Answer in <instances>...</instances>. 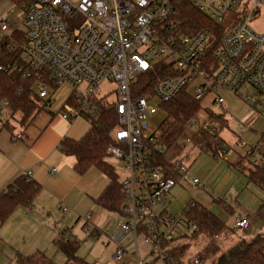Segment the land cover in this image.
<instances>
[{
    "label": "built area",
    "instance_id": "2783aa9c",
    "mask_svg": "<svg viewBox=\"0 0 264 264\" xmlns=\"http://www.w3.org/2000/svg\"><path fill=\"white\" fill-rule=\"evenodd\" d=\"M22 9L16 29L23 42L11 38L14 31L9 32L6 16L0 20V39L9 36L10 46L22 52L23 64H8L5 70L19 69L24 80L34 79L41 100L59 86L70 87V100L61 112L69 121L80 117L94 126L104 109L117 114L106 154L125 161L127 176L121 182V220L110 236L113 259L122 260L134 250L136 264H177L173 250L185 246L198 229L189 218L196 201L189 200L180 212L168 209L177 180L156 164L155 154L169 157L173 170L184 173L188 155L170 157L172 150L190 145L204 151L205 146L188 135L167 147L149 131V122L183 90L201 101L215 95L216 107L226 102L223 92L230 91L264 110V30L251 27L264 11V0H32ZM192 9L213 24L192 21ZM245 84L257 94L244 95ZM11 113L9 101H0V118ZM196 117L187 121V128L199 126ZM22 137V132L13 134L14 139ZM227 148L217 152V159ZM262 150V143L249 145L246 155L262 162ZM25 174L32 180L31 172ZM192 182L205 184L195 175ZM85 219L83 230L96 231L92 216ZM249 226L247 214L234 219L236 229ZM194 262L200 264L202 258Z\"/></svg>",
    "mask_w": 264,
    "mask_h": 264
},
{
    "label": "crops",
    "instance_id": "0c3cea01",
    "mask_svg": "<svg viewBox=\"0 0 264 264\" xmlns=\"http://www.w3.org/2000/svg\"><path fill=\"white\" fill-rule=\"evenodd\" d=\"M22 8L23 5L18 6L12 0H0V20L3 16L7 17L11 25L9 32L20 33L16 28L20 25ZM229 93L232 92H223L226 102L220 106V111H213L217 115L214 118L224 126H228L225 116L230 111L226 106V94ZM65 103L59 110H42L27 126L15 120L17 117H13L12 113L0 118L4 124L0 127V194L26 172H31L37 186L31 200L17 204L5 220H0V264H20V258L34 255H44L52 264V258L60 252L65 255L58 248L56 239L68 232L80 239L78 231H84L85 217L89 214L98 234L107 232L111 236L118 229L120 214L98 202L110 178L95 166L80 171L75 165V158L61 150L63 139H80L92 127L80 117L71 121L65 119L61 114ZM254 121L245 127L241 136L237 135L239 139L233 145H229L219 130L221 138L228 143V150L220 159L209 152L202 156L206 151L198 149L194 152L196 147L193 146L177 149L179 154L188 155V161L193 152L196 157L189 163V169L176 178L177 183L169 198L168 209L171 212L182 211L184 205L194 199L233 229L234 219L239 214L249 215L250 226L245 230L264 216L260 211L264 191L251 179V172L255 169L254 159L246 155L247 141L251 142L250 145L264 142V130H254ZM200 126L203 124H199L196 132ZM19 132L23 133V137L14 139L13 134ZM255 161L260 163L258 159ZM194 175L205 183L204 186L192 182ZM203 188H210L216 195L212 201L206 197L207 205L197 199ZM256 231L251 237L264 232V227Z\"/></svg>",
    "mask_w": 264,
    "mask_h": 264
},
{
    "label": "trees",
    "instance_id": "16d2710c",
    "mask_svg": "<svg viewBox=\"0 0 264 264\" xmlns=\"http://www.w3.org/2000/svg\"><path fill=\"white\" fill-rule=\"evenodd\" d=\"M32 0H12L18 6L26 5ZM189 18L202 25H211V21L197 11L191 10ZM205 19L202 21L201 19ZM11 38H17L19 42L25 39L20 33L11 35ZM9 36L0 39V101L7 99L10 103L13 117L20 115L17 120L21 125L27 126L32 123L34 118L42 111L47 110V106L51 100L39 99L35 87L34 79L24 80L23 72L17 70H5V66L15 62L23 64L21 59V49L17 46L12 48ZM211 59V54H209ZM57 88V87H56ZM69 98L66 103L69 102ZM66 103L62 110H66ZM166 112L165 126L158 132L159 139L171 147L179 138L191 136L195 143L203 142L204 151L216 156L218 151H222L228 143L221 138L219 130L211 132L210 128L200 126L198 132L189 134L186 123L193 116L197 115L201 109V100L196 99L190 92L183 90L173 100L167 102L162 107ZM210 117H217L213 112L208 111ZM98 125L91 127L88 132L80 139L65 138L61 142V150L67 156L75 158V165L80 171L95 166L99 168L110 178V183L98 202L108 210L121 212L124 201L121 182L114 167L106 160V149L113 141L112 130L118 125V117L111 108L104 109L98 119ZM262 143L264 146V142ZM217 151L214 152V148ZM180 149V148H179ZM177 149H173L169 154L170 157L176 155ZM221 153V152H220ZM264 155V150H262ZM169 157L164 158L162 154H155L157 165H161L166 170V175L177 178L182 172L173 170L168 161ZM255 169L251 172V179L264 191V160L260 163L253 160ZM37 186L33 180H28L26 174H23L18 180L12 183L2 194H0V220H5L13 208L23 202L32 199L36 193ZM190 220L197 224L198 229L192 234L193 237L198 236L202 231H208L212 235L217 236L224 228L225 223L216 216L211 210L202 206L198 202L192 207ZM261 212L264 213V201L261 206ZM98 234L93 231L92 234ZM80 239L71 233H62L56 239L58 248L64 252L67 257V264H90L86 259L78 255L81 246ZM213 244V245H212ZM209 248L214 253L218 252V247L212 242ZM212 245V246H211ZM187 249V245L179 246L173 250V254L177 259V264H185L182 255ZM200 258H202L200 256ZM20 264H50L46 256H30L25 259L20 258ZM204 259L202 258V263ZM213 264H264V232H261L250 239H241L229 250L222 252Z\"/></svg>",
    "mask_w": 264,
    "mask_h": 264
},
{
    "label": "rangeland",
    "instance_id": "374dc122",
    "mask_svg": "<svg viewBox=\"0 0 264 264\" xmlns=\"http://www.w3.org/2000/svg\"><path fill=\"white\" fill-rule=\"evenodd\" d=\"M15 9L19 12V9L17 7ZM263 15L264 11H262L261 15L258 17L260 19H257L256 21H254L253 19L251 22V27L257 31L264 30V19L262 18ZM241 92L244 95L249 96H255L257 94V90L249 84L243 85L241 87ZM70 94L71 88L67 85L59 86L57 89L51 91V94L49 96L51 103L47 106V109L59 110L64 101H67V98L68 96H70ZM226 95L228 96L226 106L230 110L225 116V119L228 122V126H224L216 118L209 116L208 111H215L216 113H218L221 109L220 106H214L213 99L215 95L213 94H208L205 98L202 99L201 109L196 117V123L203 124L209 128L215 127L219 129L221 132V136L227 140L229 145H233L238 141V136H241L243 134V131H245V127L249 126L253 119H255L253 124V126L255 125L253 127L254 130L258 131V129L260 128L264 130V110L258 111L251 105V103L245 101L244 96H241L239 94L229 93ZM16 117L17 119H19L20 115L18 114L16 115ZM165 118L166 112L163 111V109L158 110V112L149 122V131L155 133L160 132L161 129L165 126ZM197 127L198 125H194L190 129H188L187 132L189 134L194 133ZM248 140L250 139L248 138ZM247 142L250 145L251 142ZM187 146L189 147L190 145ZM197 151L198 149L196 148L194 152ZM194 152L193 156L195 155ZM207 153L208 152H203L202 156H204V154L206 155ZM193 156L191 157L190 161H187L188 164L194 161L196 156ZM107 161L114 167L119 181L122 182L127 176L125 161L115 156L109 155H107ZM199 164L200 159L196 163V169ZM201 190L202 191L197 199L205 205L209 203L206 197L209 199V201H212L214 196L216 197V195L210 188H203ZM180 210H178L177 212H179ZM261 226L264 227V216L261 217V219H259L256 224H252V226L248 230H237L236 228L233 229L228 224L224 226V228L217 236L212 235L208 231H202L196 237L190 236L187 239V249L183 253L182 259L185 264H195L194 259L201 256L204 259V264H213L218 256L222 252L227 251L232 246H234L238 239H249L253 233L257 232V228ZM78 233L80 241H82L78 251V255L86 259L90 264H136L134 256L132 254L134 250H130L128 253H126L122 260L116 261L113 259L112 255L115 251V246L111 242L110 236L107 232L105 233L106 235L102 233L97 235L94 233H85L82 230L78 231ZM140 242L142 243V239H140ZM212 242L216 244L214 246L218 247L217 253H214L212 251L213 249L209 248ZM52 264H67L66 255H63L60 252L59 255L52 258Z\"/></svg>",
    "mask_w": 264,
    "mask_h": 264
}]
</instances>
